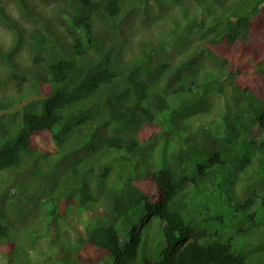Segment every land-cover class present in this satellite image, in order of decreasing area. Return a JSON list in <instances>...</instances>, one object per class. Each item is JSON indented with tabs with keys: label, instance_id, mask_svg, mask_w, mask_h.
<instances>
[{
	"label": "trees",
	"instance_id": "16d2710c",
	"mask_svg": "<svg viewBox=\"0 0 264 264\" xmlns=\"http://www.w3.org/2000/svg\"><path fill=\"white\" fill-rule=\"evenodd\" d=\"M0 28V112L33 97L0 116V257L54 264L24 239L95 205L76 264H264V0H0Z\"/></svg>",
	"mask_w": 264,
	"mask_h": 264
},
{
	"label": "rangeland",
	"instance_id": "374dc122",
	"mask_svg": "<svg viewBox=\"0 0 264 264\" xmlns=\"http://www.w3.org/2000/svg\"><path fill=\"white\" fill-rule=\"evenodd\" d=\"M5 35L7 34L0 28V41L6 42L7 37ZM4 91L6 90H1L0 93ZM32 98L33 97H29L28 99L23 100L22 102L19 103L17 102L16 105H14L13 107L9 106L8 107L9 109H5L3 112H0V116H3V114H10V113L17 114V112L20 111L21 108ZM210 103L213 107L212 115L209 117L203 116L197 121L196 123L197 125L201 122H213L218 119L220 114L223 113L224 111L223 98L220 95H212L210 97ZM256 131L258 133L259 129L255 128V130L253 131V135L257 134ZM260 134L261 136H264V132H260ZM150 154L151 153L146 152L145 153L146 159L144 157H140V158L142 160L143 159L147 160L149 163L150 160L147 159V156H150ZM238 189L239 191H241V187L238 186ZM41 212H45V209H43ZM100 215H101V207L95 205L87 207V209L84 210L83 212H79L77 209L70 208L64 217L59 218L56 222L52 224V228L49 236H46L43 239H39V238L34 239L33 237H29L27 239H24V243L22 244V246L28 249V245L32 244L33 248L35 247L42 248L44 252L47 253V255H50L51 258L55 259L52 260V263L54 264H56L57 260L60 261L61 259H63L66 256V254L68 258L67 264H76V259L72 258L74 255L78 254V247L76 246L78 244L76 242V239L78 238V236H82L83 239H86L89 231L92 228L91 225H93L95 222H101ZM217 224L218 223L214 220L204 221L200 226V230L201 229H204V231L207 230L208 233L210 232L221 233L220 234L221 237L216 239L218 242L226 243L231 241L232 239V245L235 248V252L237 254L241 252L245 247L249 246V248L252 249V246L254 244L251 243H256L257 241L256 236L253 235L254 233H252V235H244V234H238L236 230H232L230 232L228 231V233H226V230L222 228L223 226L221 227L222 231H220L219 228L217 227ZM247 225H249V223H247L245 226ZM148 228L149 225H147L144 229L147 230ZM161 228H162V224L159 221L154 220L150 230L148 229L150 236L147 238V244L151 247V250H153V248L160 247L162 244V234L159 231L161 230ZM67 232L71 236V240L73 243H69V245L67 244L68 250L67 249L64 250L62 245L65 244L64 235ZM69 248L74 250V252H71ZM29 254L33 262H36L38 260L37 257L35 258V255H31L32 249H29ZM15 260H16L15 256H12L11 259H9L8 257L1 256L0 264H12L10 261H12L13 264H15L14 263ZM157 260H161V257H158Z\"/></svg>",
	"mask_w": 264,
	"mask_h": 264
}]
</instances>
